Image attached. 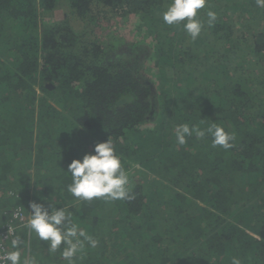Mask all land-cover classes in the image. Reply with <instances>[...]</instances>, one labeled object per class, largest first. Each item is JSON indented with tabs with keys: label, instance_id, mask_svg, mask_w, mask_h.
<instances>
[{
	"label": "trees",
	"instance_id": "trees-1",
	"mask_svg": "<svg viewBox=\"0 0 264 264\" xmlns=\"http://www.w3.org/2000/svg\"><path fill=\"white\" fill-rule=\"evenodd\" d=\"M170 2L0 0V231L37 202L98 241L76 264H264L242 230L264 238V8L207 0L193 41L163 21ZM212 122L232 148L176 142L177 125ZM108 138L133 198L77 200L64 171ZM16 232L22 258L67 264Z\"/></svg>",
	"mask_w": 264,
	"mask_h": 264
},
{
	"label": "clouds",
	"instance_id": "clouds-1",
	"mask_svg": "<svg viewBox=\"0 0 264 264\" xmlns=\"http://www.w3.org/2000/svg\"><path fill=\"white\" fill-rule=\"evenodd\" d=\"M258 8H264V0H255ZM207 0H171L167 10L162 13V19L167 25L180 24L194 41L203 30V23L197 18L198 10L204 9ZM208 25L212 26L217 19V13L208 10ZM203 123V119L201 120ZM176 142L186 144L187 137L195 136L203 139L211 137L212 147H222L225 150L233 147L230 143L235 139L233 134L226 132L216 123H211L206 128L200 125L184 123L174 129ZM132 167L140 168L139 164ZM71 176V183L67 185V192L80 201L104 199L106 201L132 199L129 195V174L123 168L121 159L115 154V147L111 139L97 143L92 153H86L81 159H73L64 171ZM31 214L24 225L30 232L43 242H48L49 252L58 250L61 258L67 264H76L77 254L82 253L85 245L96 248L98 241L83 230L79 224L73 222V212L69 207L53 208L42 203L30 202ZM246 234L255 240H261L259 234L250 229L242 228ZM11 231V229H10ZM21 239L17 236L11 241L12 251H6L0 256V264H36L34 257L22 258L20 245ZM63 244V248L61 245ZM231 264H241L238 257H233Z\"/></svg>",
	"mask_w": 264,
	"mask_h": 264
},
{
	"label": "built area",
	"instance_id": "built-area-1",
	"mask_svg": "<svg viewBox=\"0 0 264 264\" xmlns=\"http://www.w3.org/2000/svg\"><path fill=\"white\" fill-rule=\"evenodd\" d=\"M27 222L26 217L20 209H16L12 218L5 227L4 230L0 231V256H2L6 251H11V248L8 247V242L12 241L14 237H17V230L22 228ZM11 229V231H10Z\"/></svg>",
	"mask_w": 264,
	"mask_h": 264
}]
</instances>
